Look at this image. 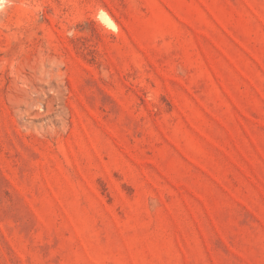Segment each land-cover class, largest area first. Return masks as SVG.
Returning a JSON list of instances; mask_svg holds the SVG:
<instances>
[{
  "label": "rangeland",
  "instance_id": "obj_1",
  "mask_svg": "<svg viewBox=\"0 0 264 264\" xmlns=\"http://www.w3.org/2000/svg\"><path fill=\"white\" fill-rule=\"evenodd\" d=\"M0 1V264H264V0Z\"/></svg>",
  "mask_w": 264,
  "mask_h": 264
},
{
  "label": "bare ground",
  "instance_id": "obj_2",
  "mask_svg": "<svg viewBox=\"0 0 264 264\" xmlns=\"http://www.w3.org/2000/svg\"><path fill=\"white\" fill-rule=\"evenodd\" d=\"M2 1H4V0H2ZM0 3H3V2L0 1ZM103 18H104V20H105L106 22H108V23H110V24L112 25L111 20H110L107 16L103 15Z\"/></svg>",
  "mask_w": 264,
  "mask_h": 264
}]
</instances>
